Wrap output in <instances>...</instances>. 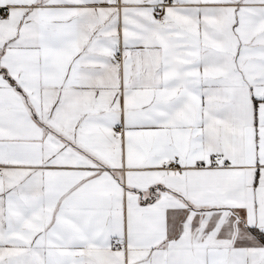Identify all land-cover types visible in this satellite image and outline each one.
<instances>
[{
  "label": "snow or ice",
  "instance_id": "1",
  "mask_svg": "<svg viewBox=\"0 0 264 264\" xmlns=\"http://www.w3.org/2000/svg\"><path fill=\"white\" fill-rule=\"evenodd\" d=\"M0 264H264V0H0Z\"/></svg>",
  "mask_w": 264,
  "mask_h": 264
}]
</instances>
